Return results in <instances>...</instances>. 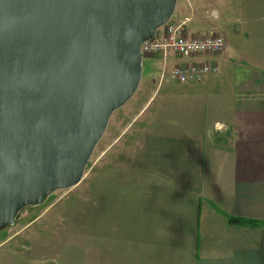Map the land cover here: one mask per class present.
Segmentation results:
<instances>
[{"label": "crops", "instance_id": "0c3cea01", "mask_svg": "<svg viewBox=\"0 0 264 264\" xmlns=\"http://www.w3.org/2000/svg\"><path fill=\"white\" fill-rule=\"evenodd\" d=\"M251 3L235 93L214 87L220 68L175 81L173 105L133 132L114 207L97 220L107 242H93V264H264V0Z\"/></svg>", "mask_w": 264, "mask_h": 264}, {"label": "water", "instance_id": "95a60500", "mask_svg": "<svg viewBox=\"0 0 264 264\" xmlns=\"http://www.w3.org/2000/svg\"><path fill=\"white\" fill-rule=\"evenodd\" d=\"M177 0H0V230L77 185Z\"/></svg>", "mask_w": 264, "mask_h": 264}, {"label": "rangeland", "instance_id": "374dc122", "mask_svg": "<svg viewBox=\"0 0 264 264\" xmlns=\"http://www.w3.org/2000/svg\"><path fill=\"white\" fill-rule=\"evenodd\" d=\"M251 4V0H177L171 17L177 20V14L183 13L185 16L180 20L189 18L188 36L212 33L224 36L223 50L211 58L220 68L222 77L214 87L222 92L234 94L236 91L234 75L242 68L238 56L241 39L237 34L241 35L243 27H250ZM242 50L249 52L243 53L245 56H250V49ZM159 55H142L139 86L133 96L112 113L80 182L71 188L56 190L40 205L22 208L13 224L0 230V264H93V242L101 247L106 241H101L102 236L98 238L97 228L108 226L97 220L108 219L114 207L115 196L120 191L114 187L122 185L126 147L133 139V132L142 127L151 114H158L155 112L158 108L173 105L171 96L179 93L180 85L171 78L157 84L162 64ZM180 60L183 58L168 53L169 65ZM150 96L152 99L144 107ZM163 97L165 102L170 99V103L165 104ZM206 125L208 127L207 122Z\"/></svg>", "mask_w": 264, "mask_h": 264}, {"label": "built area", "instance_id": "2783aa9c", "mask_svg": "<svg viewBox=\"0 0 264 264\" xmlns=\"http://www.w3.org/2000/svg\"><path fill=\"white\" fill-rule=\"evenodd\" d=\"M188 17L183 20L170 19L162 29L140 46L142 55L159 53L162 57L159 82L164 78H171L179 83L200 82L209 75H217L219 68L214 61L206 60L207 57L220 53L225 45V38L219 33L203 36H188ZM168 53L179 58L198 57L192 62L168 64ZM168 64V65H167ZM154 79V77H153Z\"/></svg>", "mask_w": 264, "mask_h": 264}, {"label": "trees", "instance_id": "16d2710c", "mask_svg": "<svg viewBox=\"0 0 264 264\" xmlns=\"http://www.w3.org/2000/svg\"><path fill=\"white\" fill-rule=\"evenodd\" d=\"M228 220L230 221V222H233V223H236V222H243L242 220H240V219H237V218H233V217H229L228 218Z\"/></svg>", "mask_w": 264, "mask_h": 264}]
</instances>
